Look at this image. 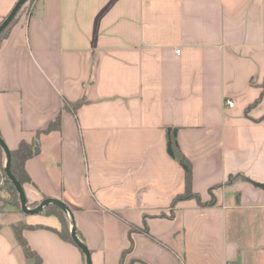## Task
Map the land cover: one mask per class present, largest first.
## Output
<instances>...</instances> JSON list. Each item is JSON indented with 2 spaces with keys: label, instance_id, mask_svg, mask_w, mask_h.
I'll use <instances>...</instances> for the list:
<instances>
[{
  "label": "crops",
  "instance_id": "obj_1",
  "mask_svg": "<svg viewBox=\"0 0 264 264\" xmlns=\"http://www.w3.org/2000/svg\"><path fill=\"white\" fill-rule=\"evenodd\" d=\"M17 1L0 0V21ZM263 85L264 0H38L0 42V137L15 149L60 115L22 188L70 208L91 264H118L143 222L121 264H264V191L237 176L264 182ZM168 127L213 203L170 205L184 173ZM18 222L60 227L0 200V264H33ZM22 233L42 264H86L50 229Z\"/></svg>",
  "mask_w": 264,
  "mask_h": 264
},
{
  "label": "trees",
  "instance_id": "obj_2",
  "mask_svg": "<svg viewBox=\"0 0 264 264\" xmlns=\"http://www.w3.org/2000/svg\"><path fill=\"white\" fill-rule=\"evenodd\" d=\"M37 2H38V0H27L25 3H23L20 6V8L16 11V13L13 16L10 23L1 32L0 42L7 36L11 26L17 21L20 14H24L26 17H30L32 15V13L36 7ZM5 17L2 18V20L0 21V24L5 19ZM263 94H264V85L262 87V90L260 92L259 97H261ZM257 100L255 102H257ZM83 102H84L83 98H80V99L73 101V102L65 100V101H63L62 108L64 110H67V111L75 112L76 108L78 106H80ZM60 126H61V118H60V115L58 114L53 120H51L47 124V126L45 128L36 131V137L33 140H31V141L21 140L15 149L9 150L10 151V171H11L12 175L14 176V178L20 183L21 186H23V184H25V183H31V179L28 176V174L24 168V163L27 159L31 158L32 156H34L40 152V143L38 140L39 135L43 134V133H48L51 131H59ZM175 132H176V128L168 127L166 129L167 152L172 157H174V155H173V152L171 149V137H173V138L175 137ZM176 160L179 163V165L181 166V168L183 169L184 188L180 193H177L173 197L170 205L174 206L177 202H179L181 200L189 199V198L195 199L197 201V203H199L200 205H209V204L213 203V197H211L210 200H208V201H201L199 194L192 191V188H191V164H190L189 160L184 155H180V157ZM3 163H4V161H3V150L0 147V171H2V177H3V182H2L0 189L4 188L7 191V193L9 194V196L11 197L9 199L15 200L14 203H9V204H11L14 208H16L18 210V212L23 213L20 209L19 197H18L17 191H16L13 183L7 178V176L3 170ZM237 176L244 178L245 180L250 182L255 188H258V189H261L264 191V182L253 181V180H251L247 177H244L243 175H239V174ZM45 198H47V197H44L43 199H45ZM0 200L3 204H7V201H4L3 199H0ZM40 201H34L30 204L27 201L26 204L28 207L33 208V207L37 206ZM39 214H48V215L52 214V215L56 216L60 222L59 229L50 228V227L38 225V224L30 225V224H26L24 222H18V223L13 225L14 237H15L18 245L20 246L23 255L26 258L31 259L33 264H42V258L39 255V253L36 252L34 249H32L30 247V245L28 244L27 240L25 239V237L22 233L24 229H36V228L50 229V230L54 231L62 240L74 244V242L70 236L69 219H68L66 213L60 207L53 205V204H50L48 206H45L42 209V211L39 212ZM75 230H76L77 236L82 240V242H84L83 237L78 233L76 227H75ZM138 230L148 234L147 227H146V224L144 222H143V225L141 228H139L138 226H136L134 224L128 225V245L126 248L122 249V251L120 253V258H119L118 264H121L122 259L131 251L132 246H133L131 234L133 232L138 231Z\"/></svg>",
  "mask_w": 264,
  "mask_h": 264
},
{
  "label": "water",
  "instance_id": "obj_3",
  "mask_svg": "<svg viewBox=\"0 0 264 264\" xmlns=\"http://www.w3.org/2000/svg\"><path fill=\"white\" fill-rule=\"evenodd\" d=\"M27 0H18L12 10L9 12V14L5 17V19L1 22L0 24V34L1 32L7 27V25L10 23L12 20L13 16L15 15L16 11L20 8V6L25 3ZM0 147L2 148L4 154H5V161L3 165V170L7 176V178L13 183L18 197H19V204H20V209L23 213L25 214H37L42 211V209L45 206H48L50 204L56 205L60 207L67 215L69 222H70V236L74 242V244L81 250V252L84 255L85 262L86 264H91V257H90V251L87 248V246L82 242V240L77 236L76 230H75V223H74V218L72 211L70 208L60 199L57 198H51L47 197L39 202V204L33 208H30L27 206V199L24 193V190L20 183L14 178L10 171V151L6 147L5 143L3 142L2 138L0 137ZM171 149L173 152V155L176 159L180 157V152L176 147L174 138L171 137ZM0 184H1V178H0Z\"/></svg>",
  "mask_w": 264,
  "mask_h": 264
},
{
  "label": "rangeland",
  "instance_id": "obj_4",
  "mask_svg": "<svg viewBox=\"0 0 264 264\" xmlns=\"http://www.w3.org/2000/svg\"><path fill=\"white\" fill-rule=\"evenodd\" d=\"M3 165H4V163H3ZM0 178H1V184H0V187H1L2 182H3L2 171H0ZM9 198H11V197L9 196V194L7 193V191L4 188L0 189V199H3L4 201H7V204L6 205H8L10 208H12L15 211H18L11 204H9V203H14L15 200L14 199H9ZM28 203L30 204L32 202L28 201ZM34 215H41V214L37 213V214H34Z\"/></svg>",
  "mask_w": 264,
  "mask_h": 264
},
{
  "label": "built area",
  "instance_id": "obj_5",
  "mask_svg": "<svg viewBox=\"0 0 264 264\" xmlns=\"http://www.w3.org/2000/svg\"><path fill=\"white\" fill-rule=\"evenodd\" d=\"M176 52L178 53L179 50H176ZM226 104H227L229 107H232V106H233V102L230 101L229 99L226 100Z\"/></svg>",
  "mask_w": 264,
  "mask_h": 264
}]
</instances>
